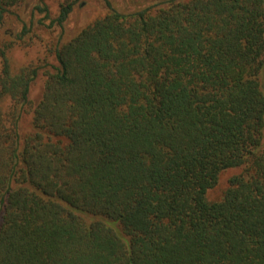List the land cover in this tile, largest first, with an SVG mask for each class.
Listing matches in <instances>:
<instances>
[{
    "label": "trees",
    "instance_id": "1",
    "mask_svg": "<svg viewBox=\"0 0 264 264\" xmlns=\"http://www.w3.org/2000/svg\"><path fill=\"white\" fill-rule=\"evenodd\" d=\"M103 1L36 102L1 52L0 264H264V0Z\"/></svg>",
    "mask_w": 264,
    "mask_h": 264
},
{
    "label": "rangeland",
    "instance_id": "2",
    "mask_svg": "<svg viewBox=\"0 0 264 264\" xmlns=\"http://www.w3.org/2000/svg\"><path fill=\"white\" fill-rule=\"evenodd\" d=\"M124 10L131 8L132 0H112ZM61 0H23L11 7L12 11L7 22L0 27V70L2 67L3 51L8 59L11 72H18L23 66H41L40 76L32 83L30 98L36 102L41 93L43 78L48 65L56 64L54 47L57 42L64 43L76 35L82 28L93 20L102 17L107 8L103 0H86L83 4L78 2L72 9L63 27L48 26L49 20L54 18L59 10ZM36 5L47 6L49 19L44 23L39 22L43 13L35 9ZM30 22V24H29ZM30 25L29 32L21 39L12 34L18 32L21 25ZM238 169H227L220 173L219 180L214 188L208 192L211 200L221 197L222 192L228 186V179Z\"/></svg>",
    "mask_w": 264,
    "mask_h": 264
}]
</instances>
